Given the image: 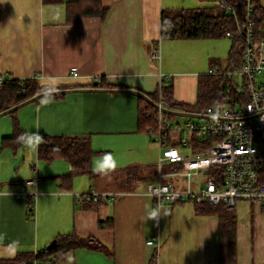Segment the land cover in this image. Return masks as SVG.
<instances>
[{
    "label": "crops",
    "instance_id": "1",
    "mask_svg": "<svg viewBox=\"0 0 264 264\" xmlns=\"http://www.w3.org/2000/svg\"><path fill=\"white\" fill-rule=\"evenodd\" d=\"M69 3L79 20H70ZM92 8L101 12L79 14ZM217 8L219 0H0V78L36 79L44 90L93 88L101 78L109 86L99 88L141 91L156 102L170 87L169 102L195 107L200 77L229 69L233 40L224 37L232 40L225 60L211 57L201 72L180 70L186 62L197 65L196 58L184 57L190 42L220 37H165L163 13ZM73 68L80 77L70 76ZM145 104L128 93L72 92L0 117V260L31 258L50 250L58 237L76 235L103 249L76 247L53 264H221L218 216L200 214L189 201L157 207L146 192L159 180L186 190L187 181L177 175L180 165L158 166L159 146L151 128L140 125ZM167 118L174 124L180 117ZM16 128L19 136L4 144ZM62 136L90 138L91 172L75 173L64 159L39 157L36 140ZM191 138L174 131L168 145L181 148L183 139L191 153L207 149L195 151ZM208 143L198 138L196 146ZM92 191L117 196L78 203L76 194ZM233 209L237 263L264 264V207L239 202Z\"/></svg>",
    "mask_w": 264,
    "mask_h": 264
},
{
    "label": "built area",
    "instance_id": "2",
    "mask_svg": "<svg viewBox=\"0 0 264 264\" xmlns=\"http://www.w3.org/2000/svg\"><path fill=\"white\" fill-rule=\"evenodd\" d=\"M244 1L247 9L244 21L240 22L237 12L219 0V5L228 8L237 23L236 32H227L226 37H238L244 42L242 67L235 72L217 70L210 74H224L234 79L239 91H245L248 100L235 108L219 104L204 112H193L211 117L207 124L188 121L184 125L175 126L167 118V114L157 110L158 127L150 129L149 133L159 146L158 166L180 165L182 170L177 175L187 181L186 190L178 189L174 184H165L161 180L148 184L146 192L155 199L157 207L164 202L178 204L186 201L223 204L230 208H234L239 202H251L264 207V41L258 45L254 35V0ZM70 76L80 77L79 70L73 68ZM4 80L0 78V83ZM100 80L98 78L96 82L99 83ZM157 103L163 108L178 110L162 96ZM174 131L196 135L201 141L210 140L212 144L200 153L186 152L189 149L186 140H181V148L168 145ZM43 141L44 139H38L35 142L41 144ZM31 183L36 185V181ZM1 190L0 186V192ZM29 195L30 212L34 213L36 193ZM116 196L117 194L94 191L75 195L80 204L85 201L98 204ZM158 212L156 220L159 219ZM154 244L155 238L148 242L150 246ZM19 264L44 263L35 254L32 259L21 260Z\"/></svg>",
    "mask_w": 264,
    "mask_h": 264
},
{
    "label": "trees",
    "instance_id": "3",
    "mask_svg": "<svg viewBox=\"0 0 264 264\" xmlns=\"http://www.w3.org/2000/svg\"><path fill=\"white\" fill-rule=\"evenodd\" d=\"M228 7L237 12L240 22L244 21L247 5L244 0H222ZM255 26L254 35L258 45L264 41V0H254ZM73 3L68 4L69 18L71 21L79 20ZM101 11L92 8L80 12L81 16L98 15ZM105 13V12H104ZM103 13V14H104ZM237 23L235 17L228 12V8L219 5L217 9H197L181 11H165L162 19L163 36L171 38L205 39L226 37L227 32H236ZM233 40L232 51L229 57V69L220 71L235 72L242 67L244 42L238 37ZM99 86L108 87L104 81L98 83ZM45 91L40 87L36 79H5L0 83V112H3L15 105H18L35 95ZM164 99L172 100V88L165 87L163 90ZM59 97V96H57ZM157 100V98H154ZM248 100L244 92H240L234 79L224 74H208L200 77L198 102L195 107H186L173 104L176 109L183 111L204 112L209 107L225 104L232 108L246 103ZM141 112L140 125L142 128L157 129L158 111L148 104ZM149 110V111H148ZM148 111V112H147ZM6 138L4 144L14 141L19 136ZM198 138L192 135L190 144L195 151H200L211 146L197 147ZM39 157L47 161L64 159L72 164L75 173L91 172V164L94 156L90 138L88 137H53L44 139L39 144ZM132 174V173H129ZM200 214L216 215L220 219L221 233V264L237 263V214L233 208L226 205H212L209 203L197 204ZM57 244L54 249L38 254L40 261L44 264H53L57 260L64 258L67 251L76 247H90L103 249V247L93 239H82L76 235L60 236L56 239ZM18 257L14 260H0V264H19L21 260L32 259ZM151 264H156L154 259Z\"/></svg>",
    "mask_w": 264,
    "mask_h": 264
},
{
    "label": "water",
    "instance_id": "4",
    "mask_svg": "<svg viewBox=\"0 0 264 264\" xmlns=\"http://www.w3.org/2000/svg\"><path fill=\"white\" fill-rule=\"evenodd\" d=\"M98 82L94 83V87L93 88H79V89H65V90H45L37 95H35L34 97L18 104L15 105L3 112H0V117L3 116H7L15 111H17L18 109H20L21 107H24L30 103L36 102L38 100L44 99V98H48V97H52V96H60V95H65L68 93H72V92H109V93H128V94H133L136 95L137 97L143 99L144 101H146L149 105H151L152 107H154L156 110H162L165 114L167 115H171V116H177V117H187V118H196V119H211V117L208 116H204L201 114H197V113H193L190 111H179V110H169L166 108L161 107L156 101H154L150 96H148L147 94L141 92V91H135V90H131V89H102L99 88L98 86ZM208 172H206L207 174ZM57 241H53L52 244L50 245L49 249H53L54 246H56Z\"/></svg>",
    "mask_w": 264,
    "mask_h": 264
},
{
    "label": "rangeland",
    "instance_id": "5",
    "mask_svg": "<svg viewBox=\"0 0 264 264\" xmlns=\"http://www.w3.org/2000/svg\"><path fill=\"white\" fill-rule=\"evenodd\" d=\"M190 46L188 47V50L185 51L184 57H186V61L189 60V62L196 58L197 65H194L195 67L192 69L190 64L186 62L180 70H194L201 72L202 65L204 63H208L211 57H220L218 59L225 60L227 58V54L229 51L230 44H232V40L228 38H219V39H208V40H199V41H193L190 42ZM218 56V57H217ZM225 58V59H223ZM207 72V71H204ZM174 123L175 126L177 123H180L182 125L185 124L186 118H177ZM196 122H200L202 124H207L209 121L207 120H198ZM186 152H189L188 149H186Z\"/></svg>",
    "mask_w": 264,
    "mask_h": 264
}]
</instances>
